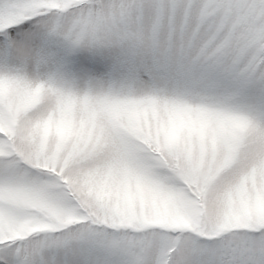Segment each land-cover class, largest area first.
<instances>
[{"label":"snow or ice","instance_id":"1","mask_svg":"<svg viewBox=\"0 0 264 264\" xmlns=\"http://www.w3.org/2000/svg\"><path fill=\"white\" fill-rule=\"evenodd\" d=\"M0 264H264V0H0Z\"/></svg>","mask_w":264,"mask_h":264}]
</instances>
